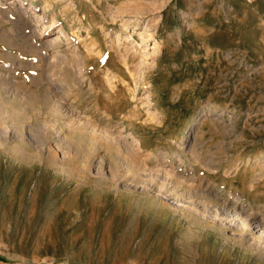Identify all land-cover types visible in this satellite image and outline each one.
Masks as SVG:
<instances>
[{"label": "rangeland", "instance_id": "374dc122", "mask_svg": "<svg viewBox=\"0 0 264 264\" xmlns=\"http://www.w3.org/2000/svg\"><path fill=\"white\" fill-rule=\"evenodd\" d=\"M12 2L0 9V264H264V244L208 219L195 189L264 219V0H33V12L22 0L34 30ZM37 25L50 34L30 36ZM69 109L136 140L133 157L92 149ZM156 162L193 180L176 204L139 180Z\"/></svg>", "mask_w": 264, "mask_h": 264}, {"label": "bare ground", "instance_id": "6f19581e", "mask_svg": "<svg viewBox=\"0 0 264 264\" xmlns=\"http://www.w3.org/2000/svg\"><path fill=\"white\" fill-rule=\"evenodd\" d=\"M42 1V0H41ZM22 0H13V2L11 3V8H14V9H16L15 10V12H17V15L18 14H20L19 13V11L20 12H22V15L21 16H18V18L15 20V24H19L20 26H25V27H28V28H30V30H32L33 29V27L34 26H32V23L33 22H35V19L37 20V16H36V18H34L33 16V14L34 13H28L29 11H21V10H17V9H22L21 8V5H22ZM30 4H31V11L32 10H34L35 8H34V6H32V4H33V0H31V2H30ZM18 5H20L19 6V8H18ZM50 5L47 3L46 5H45V7H44V9H42L43 10V12L44 13H46L49 9H48V7H49ZM8 7V6H7ZM6 6H5V0H0V9H5V8H7ZM4 11H6V10H4ZM11 11V10H10ZM33 12V11H32ZM38 16H40V17H42V15L41 14H39ZM34 19V20H33ZM40 19V18H39ZM5 21V20H4ZM13 22V21H12ZM36 23V22H35ZM53 24V23H52ZM40 25H37V27L39 28V31L38 32H40V33H37L36 31H31V34H29L30 36H37V37H39L40 39H44L46 36H48L50 33H49V26H47V25H43L42 27H39ZM36 27V28H37ZM35 28V27H34ZM20 29V28H19ZM26 30V29H25ZM34 30V29H33ZM62 30V29H61ZM28 31V30H27ZM16 33V32H15ZM58 37V36H57ZM32 38V37H31ZM35 38V37H34ZM53 38H54V36H53ZM28 39V38H27ZM55 39V38H54ZM59 40V39H58ZM56 41V40H55ZM54 41V42H55ZM48 42V41H47ZM49 43H51V41L49 42ZM46 46V45H45ZM33 47V46H32ZM48 47H49V45H48ZM56 47V46H55ZM50 48V47H49ZM156 48H157V43H155L154 44V46H153V49L152 50H154V51H156ZM91 49V48H90ZM149 55V54H148ZM98 56H100V55H98ZM44 57V56H43ZM123 57V56H122ZM125 58V57H124ZM123 58V59H124ZM51 61V60H50ZM126 63V62H125ZM65 64V63H64ZM126 65V64H125ZM62 70H63V68H62ZM80 71V70H79ZM133 71V70H132ZM83 73V72H82ZM65 75V74H64ZM79 76V75H78ZM65 77V76H64ZM83 77V76H82ZM63 79V78H62ZM60 80V79H59ZM47 81H49V80H47ZM46 81V82H47ZM7 85V84H6ZM111 85H113V84H111ZM59 89V88H58ZM49 90V89H48ZM63 91V90H62ZM113 94V93H112ZM66 98V97H65ZM62 99H63V97H62ZM43 101H44V99H43ZM74 101V100H73ZM68 102H71V101H68ZM73 103V102H72ZM144 103V102H143ZM59 104V103H58ZM62 104V103H61ZM64 104L66 105V104H68L67 103V101H66V99H65V101H64ZM70 104V103H69ZM94 104V103H93ZM93 104H91V105H93ZM50 105H53V103L52 104H50ZM59 106V105H58ZM64 106V105H63ZM67 106L68 105H66V107H65V109L67 108ZM47 107H49V105L47 106ZM62 107V105L59 107V108H61ZM69 107H72V106H69ZM74 107V106H73ZM95 107H97V106H95ZM47 109V108H46ZM71 109V108H70ZM69 109V110H70ZM75 109H77V108H75ZM44 110L45 109H43L42 111L44 112ZM47 110H49V108L47 109ZM57 110V109H56ZM59 110H61V109H59ZM63 110H64V107H63ZM50 111H51V109H50ZM58 111V110H57ZM62 111V110H61ZM103 111V110H102ZM42 112V113H43ZM55 112V111H54ZM64 112V111H63ZM63 112H61V113H63ZM66 112H67V110H66ZM66 112L64 113V114H66ZM71 114H69L70 116H71V118H72V120H74L75 122H77V124L74 122V124L71 122L72 120L71 119H69L70 120V123L69 122H67V124L69 123V124H73V125H75L76 124V126L75 127H77V128H75V130H73V131H82V132H84L85 134H88L89 135V137H90V139H91V146L90 147H92V149L94 148V149H96V151H98V150H108V151H110V149H114L115 150V148H118V147H122V150H119L120 151V153L122 154V155H127L128 156V161H129V159L130 158H132L133 156H131L130 154H132V152H135L136 150V148L135 147H138V145H139V143L136 141V140H132L131 142H129L130 144H127V138L124 136V137H122L121 135L122 134H119L120 133V131L118 132H116L117 133V135H115V134H113V132L112 131H110L109 129L107 130L106 128H103V127H98V126H96L95 124H93V123H91L89 120H85V118H84V120H82V118H79V117H77L73 112H75V111H69ZM69 112H67V113H69ZM83 112V111H82ZM89 112V111H88ZM51 113H52V111H51ZM60 113V112H59ZM76 113V112H75ZM98 113V112H97ZM46 114H48L49 115V113L47 112ZM53 114V113H52ZM77 115H78V113H77ZM81 114H79L78 116H80ZM83 115V114H82ZM84 115H86L85 113H84ZM49 116H51V115H49ZM88 116V115H87ZM107 116V115H106ZM105 116V117H106ZM152 116H153V114H152ZM54 117V116H53ZM53 117H52V119H53ZM57 117V116H56ZM55 117V118H56ZM89 117V116H88ZM203 117H204V115L202 114V113H199V115H197L195 118H194V121H193V123L192 124H196V123H198V122H200L202 119H203ZM58 118V117H57ZM60 118V117H59ZM62 118V117H61ZM65 118V117H64ZM90 118V117H89ZM111 118V117H110ZM154 118H155V116H154ZM56 120V119H55ZM54 120V121H55ZM60 120V119H59ZM91 120V119H90ZM155 120V119H154ZM67 121V120H66ZM97 121V120H96ZM45 122V121H44ZM81 122H83V123H81ZM105 122V121H104ZM55 123H56V121H55ZM54 123V124H55ZM63 123V122H62ZM118 123V122H117ZM49 125H50V122L48 123ZM68 124V125H69ZM72 124H71V126H72ZM119 124V123H118ZM121 124V123H120ZM131 123H129V125H130ZM192 124H191V126L190 127H192ZM43 125V124H42ZM45 125V124H44ZM48 125V126H49ZM57 125H58V121H57ZM60 125V124H59ZM99 125V124H98ZM106 125H108L107 123H106ZM115 125V124H114ZM51 126H53L52 124H51ZM50 126V127H51ZM60 126H62V125H60ZM65 126H66V124H65ZM70 126V125H69ZM67 127V130H68V128H69V130H70V127ZM131 126V125H130ZM50 127H49V129H50ZM117 127V126H116ZM123 127V126H122ZM47 128V127H46ZM51 128H53V127H51ZM55 128V127H54ZM64 128V127H63ZM73 128H74V126H73ZM115 128V127H114ZM58 129V128H57ZM65 129V128H64ZM64 129H62V127L60 128V131H59V133H60V135H59V138L60 139H58V141H59V145L62 143V139H61V137H63L64 136V131L66 130H64ZM72 129V128H71ZM77 129V130H76ZM116 129V128H115ZM51 130V129H50ZM49 130V131H50ZM54 130V129H53ZM52 130V131H53ZM66 130V131H67ZM48 131V130H47ZM51 131V132H52ZM56 131V130H55ZM71 131V130H70ZM70 131H68V132H70ZM81 132V133H82ZM23 133V132H22ZM53 133V132H52ZM67 133V132H66ZM48 134V133H47ZM47 134H46V136H47ZM57 134V133H56ZM68 134V133H67ZM45 135V134H44ZM51 135V134H50ZM131 135V134H130ZM41 136V135H40ZM45 136V137H46ZM71 136V135H70ZM133 136V135H132ZM48 137V136H47ZM184 137V136H183ZM58 138V137H57ZM56 138V139H57ZM79 138V137H78ZM83 138V137H82ZM126 138V139H125ZM49 139V138H48ZM63 139H64V137H63ZM42 140V139H41ZM46 140V139H45ZM51 140V139H50ZM50 140H49V142H50ZM68 140V139H67ZM126 140V141H125ZM44 141V140H43ZM66 141V140H65ZM72 141V140H71ZM83 141V140H82ZM45 142V141H44ZM43 142V143H44ZM46 142H47V140H46ZM68 142L70 143V141L68 140ZM183 142V139L182 140H180L179 141V143H182ZM42 143V142H41ZM51 143V142H50ZM56 143V142H55ZM65 143H67V141L65 142ZM72 143V142H71ZM74 143V142H73ZM78 143H80V142H78ZM101 143V144H100ZM132 143V144H131ZM98 144H99V146H98ZM47 145V144H46ZM62 145H63V143H62ZM62 145H60L61 147H63V149L61 148V150H64V148H65V150H67L66 148V146H62ZM65 145V144H64ZM67 145V144H66ZM69 145V144H68ZM73 145V144H72ZM87 145V144H86ZM90 145V144H89ZM49 146H51V144L49 145H47V147H49ZM58 146V145H57ZM70 146V145H69ZM43 147H44V144H43ZM46 147V146H45ZM70 147H72V146H70ZM70 147H68V148H70ZM74 147V146H73ZM72 147V148H73ZM86 147V146H85ZM88 147V146H87ZM90 147H88V148H90ZM115 147V148H114ZM51 148V147H50ZM55 148V147H54ZM57 148V147H56ZM71 148V149H72ZM135 148V149H134ZM140 148V147H139ZM46 149V148H45ZM86 149V148H85ZM47 150V149H46ZM59 150V149H58ZM60 150V151H61ZM64 150V151H65ZM73 150V149H72ZM90 150V149H89ZM88 150V151H89ZM124 150V151H123ZM142 150V149H141ZM49 151V150H48ZM50 151H52V149L50 150ZM49 151V152H50ZM86 152H87V150H85ZM11 152V151H10ZM49 152H48V154H49ZM56 152V151H55ZM55 152H53L54 154H55ZM70 152V151H69ZM150 152V151H149ZM42 153V152H41ZM65 153V152H64ZM87 153H89V152H87ZM92 153H94V152H92ZM103 154H104V152H102ZM110 153V152H109ZM119 153V154H120ZM50 154H51V152H50ZM49 154V155H50ZM54 154H53V156H54ZM68 154V153H67ZM95 154V153H94ZM115 154V153H114ZM133 154H135V153H133ZM140 154V153H139ZM151 154H152V152H151ZM52 155V154H51ZM88 155V154H87ZM100 155V154H99ZM111 155V154H110ZM121 155V156H122ZM52 156V157H53ZM56 156H57V154H56ZM56 156H54V157H56ZM66 156V155H65ZM85 156V155H84ZM89 156H90V154H89ZM92 156V155H91ZM98 156V155H97ZM116 156H118L119 157V155H118V152H116V155H115V157ZM120 156V157H121ZM129 156H130V158H129ZM46 157V156H45ZM51 157V156H50ZM58 157V156H57ZM69 157V156H68ZM88 157V156H87ZM93 157V156H92ZM99 157H101L102 158V156H99ZM108 157V156H107ZM114 157V156H113ZM117 157V158H118ZM126 157V156H125ZM124 157V158H125ZM147 157V156H146ZM86 158V157H85ZM91 158V157H90ZM105 159H106V156L104 157ZM103 158V159H104ZM137 158V157H136ZM49 159H51V158H49ZM58 159V158H57ZM60 159V158H59ZM67 159V158H66ZM93 159V158H92ZM96 159V158H95ZM110 159V158H109ZM113 159V158H112ZM135 159V158H134ZM52 160V159H51ZM50 160V161H51ZM62 160H64V159H62ZM113 160H115V159H113ZM85 161V160H84ZM102 161V159H100L99 160V162H96V160H93V162H91V166L93 167V166H96L98 163L100 164V163H102L101 162ZM107 161V160H106ZM111 161V160H110ZM117 161V159L115 160V162ZM119 161H121V160H119ZM119 161L117 162V165L119 164ZM123 161H126V159L125 160H123ZM136 161V160H135ZM155 161V160H154ZM156 161H158V160H156ZM53 162H55V161H53ZM66 162V161H65ZM131 162V161H130ZM137 162V161H136ZM142 162V161H141ZM52 163V162H51ZM111 163H112V161H111ZM121 163H122V161H121ZM133 163V162H132ZM131 163V164H132ZM161 163H163V162H161ZM171 163V162H170ZM53 164V163H52ZM62 164H63V162H62ZM89 164V163H88ZM87 164V166H90V165H88ZM104 164V163H103ZM102 164V165H103ZM113 164H114V162H113ZM129 164V163H128ZM133 164H135V162L133 163ZM142 163H140L139 165H141ZM56 165V164H55ZM85 165V164H84ZM105 165V164H104ZM116 165V166H117ZM121 165H123V164H121ZM121 165H119L118 167H120ZM125 165V164H124ZM123 165V166H124ZM135 165H137V164H135ZM134 165V166H135ZM98 166V165H97ZM100 166H101V164H100ZM111 166H112V164H111ZM132 166V165H131ZM146 166V165H145ZM144 166V167H145ZM181 166V165H180ZM115 167V166H114ZM151 167V166H150ZM149 167V168H150ZM88 168V167H87ZM86 168V169H87ZM103 168V167H102ZM109 168H110V166H109ZM113 168V167H112ZM122 168V167H121ZM127 168V167H126ZM129 168V167H128ZM134 168V172H135V168L136 167H133ZM139 168H140V166H139ZM83 169V168H82ZM86 169H84L85 170V172L87 171ZM98 169V168H97ZM96 169V170H97ZM108 169V168H107ZM130 169V168H129ZM129 169H127V170H129ZM141 169H143V168H141ZM83 170V171H84ZM92 170V169H91ZM95 170V171H96ZM100 170H101V168H100ZM118 170V169H117ZM121 170H123V169H121ZM139 170V169H138ZM82 171V172H83ZM99 171V170H98ZM97 171V172H98ZM109 171V170H108ZM112 171V170H111ZM114 171H115V169H114ZM133 170L131 169V171H129L130 173L132 172ZM137 171V170H136ZM140 172H141V170H139ZM174 170H170V169H167V168H165L164 166H161V164L158 162H156L153 166H152V168L151 169H144L142 172V174L141 173H137V174H139V176H140V179L139 180H141V177H143L145 180H149V182L148 183H150L151 182V187L153 188V190H156V191H158L160 194H164V195H166L167 197L169 196H171L172 198H174V197H176V195L178 194V189H177V187L179 188V186L180 185H182L181 187H183V185H186L187 187L189 186V187H192L194 184H192L191 182L193 181H191L190 183H189V181H186L185 179H182L183 177L182 176H180L179 174H177V173H175V171L173 172ZM184 171V170H183ZM89 172H90V168H89ZM103 172H105V171H103ZM116 172V171H115ZM115 172H113V173H115ZM118 172V171H117ZM116 172V173H117ZM122 172H126V171H122ZM133 172V173H134ZM91 173V176H93L92 175V172H90ZM96 173V172H95ZM185 173V172H184ZM89 174V173H88ZM97 174V173H96ZM118 174V173H117ZM116 174V175H117ZM121 174H123V173H121ZM126 174V173H125ZM125 174H123V177H124V175ZM190 174V173H189ZM90 175V174H89ZM115 175V176H116ZM127 175H129L128 173H127ZM127 175H125V177H126V180H128V178H127ZM135 175V174H134ZM88 176V175H87ZM122 176V175H121ZM85 177H86V175H85ZM94 177V176H93ZM95 177H96V175H95ZM106 177V176H105ZM114 177V176H113ZM117 177H120V174H119V176H117ZM185 177V176H184ZM87 178V177H86ZM107 178H109V177H107ZM122 178V177H121ZM143 178H142V181H143ZM186 178V177H185ZM189 178V177H188ZM98 179H99V177H98ZM103 179V178H102ZM118 179H120V178H118ZM190 179V178H189ZM193 179V178H192ZM196 179V178H195ZM125 180V181H126ZM131 180H133V179H131ZM135 180V179H134ZM133 180V181H134ZM197 180V179H196ZM101 181V180H100ZM116 181V180H115ZM129 181V180H128ZM128 181H126V182H128ZM117 182V181H116ZM136 182H138V181H136ZM119 183V182H118ZM130 183V182H129ZM132 183H134V182H131V184ZM140 183V182H139ZM144 183V182H143ZM148 183H145V185L146 186H148L149 184ZM127 184V183H126ZM135 184V183H134ZM178 184H180V185H178ZM123 185V184H122ZM128 185V184H127ZM149 185V186H150ZM201 185H202V183H201ZM200 185V186H201ZM135 186H137V184H135ZM144 186V185H143ZM198 186H199V184H198ZM205 186H207V185H205ZM204 186V187H205ZM117 187H118V184H117ZM208 187V186H207ZM194 188L195 187H193L191 190L192 191H194ZM182 189V188H181ZM184 189V188H183ZM196 190H198L200 193H201V195H202V197L204 196H206V197H208V199H211V202H209L208 204H206L205 206H203L204 207V210H205V213H206V216H207V218L208 219H211L212 221H214V222H217V223H219V225L223 228V229H225L226 230V232L227 233H230V235L233 237V236H239L241 239H245L246 240V242H249V241H251V243H255V245L258 247V245H259V247H260V244L261 245H263L264 244V219L262 218V217H260V216H258V215H256V214H251V212H250V214H247V211L243 208V207H237L236 206V204H227L226 202H223V203H219L218 201H217V199H219L217 196H216V194H214V193H209V191H207V190H205V189H202V187H201V189H199V187H198V189H197V186H196V188H195ZM152 190V191H153ZM186 190H187V188H186ZM190 190V191H191ZM216 190V189H215ZM189 191V192H190ZM142 192V191H141ZM155 192V191H154ZM189 192H187V193H189ZM197 192V191H196ZM195 192V193H196ZM216 192V191H215ZM192 193V192H191ZM199 193V194H200ZM157 194V193H156ZM155 194V195H156ZM180 194H183V193H180ZM198 194V193H197ZM185 195V194H184ZM189 195V194H188ZM191 195V194H190ZM190 195H189V197H190ZM196 195V194H195ZM158 196V195H157ZM197 196V195H196ZM228 196H230V195H228ZM198 197H199V195H198ZM221 197V196H220ZM182 198V197H181ZM186 198H188V197H186ZM195 198V197H194ZM185 199V198H184ZM200 199V198H199ZM204 199H206V198H204ZM227 199V198H226ZM174 202H175V204L178 202V199H177V197L176 198H174ZM187 200V199H186ZM189 200V199H188ZM188 200H187V202H188ZM220 200V199H219ZM237 200V199H236ZM192 201V200H191ZM224 201V200H223ZM232 202V201H231ZM180 203V202H179ZM192 203V202H191ZM194 203V202H193ZM237 203V202H236ZM181 204H183V203H181ZM238 204V203H237ZM190 205V204H189ZM192 205V204H191ZM195 205V204H194ZM199 205V204H198ZM204 205V204H203ZM243 205V204H242ZM202 206V205H201ZM247 207V206H246ZM181 208V207H180ZM193 208V207H192ZM201 210H203V209H201ZM201 212H203V211H201ZM252 212H254V211H252ZM258 212H259V210H258ZM263 212V211H262ZM193 213V212H192ZM204 213V212H203ZM249 213V212H248ZM255 213H257V211L255 212ZM260 213V212H259ZM196 214V213H195ZM229 235V236H230ZM250 243V244H251ZM241 244V243H240ZM262 247V246H261ZM264 247V246H263ZM262 247V248H263ZM251 248H252V246H251ZM254 248V247H253ZM261 249V248H260ZM258 253V252H257Z\"/></svg>", "mask_w": 264, "mask_h": 264}]
</instances>
